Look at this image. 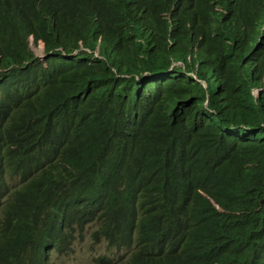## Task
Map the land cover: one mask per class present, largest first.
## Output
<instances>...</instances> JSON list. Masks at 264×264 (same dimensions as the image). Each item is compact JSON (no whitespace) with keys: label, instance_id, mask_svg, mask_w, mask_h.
<instances>
[{"label":"trees","instance_id":"trees-1","mask_svg":"<svg viewBox=\"0 0 264 264\" xmlns=\"http://www.w3.org/2000/svg\"><path fill=\"white\" fill-rule=\"evenodd\" d=\"M263 3L0 0V264H264Z\"/></svg>","mask_w":264,"mask_h":264},{"label":"rangeland","instance_id":"rangeland-1","mask_svg":"<svg viewBox=\"0 0 264 264\" xmlns=\"http://www.w3.org/2000/svg\"><path fill=\"white\" fill-rule=\"evenodd\" d=\"M34 51L38 54L39 57H43L44 55V45L43 43H40V45L38 47H34ZM255 95H257L255 93ZM89 247H84L82 248V251L78 252L77 255L71 259V260H60V259H53V264H85V262L81 261V257L87 258L88 256H90L92 254V252L90 250H88Z\"/></svg>","mask_w":264,"mask_h":264},{"label":"clouds","instance_id":"clouds-1","mask_svg":"<svg viewBox=\"0 0 264 264\" xmlns=\"http://www.w3.org/2000/svg\"><path fill=\"white\" fill-rule=\"evenodd\" d=\"M258 10H264V3H263L259 8H257L254 12H256V11H258ZM203 85H204V87L206 88V84H203ZM255 93L257 94V95H255V97H259L260 90H256ZM5 206H6V202H5V201H4V202H1L0 207H5ZM214 206H215L218 210H220L216 204H215ZM88 236H90L89 233H88ZM85 237H86V238H85V242H83V243H78V244L84 245V247H89L88 250L91 251L92 236H91V237H87V235H86V233H85ZM78 252H80V251H78ZM78 252H76L75 255H73L72 257H69V258L64 257V256L59 257V256H57V255H54L53 258L60 259V260H66V261H67V260H71V259H73V258L77 255ZM73 263H74V262H73ZM73 263H72V264H73Z\"/></svg>","mask_w":264,"mask_h":264}]
</instances>
